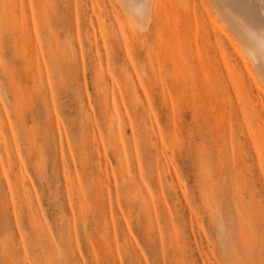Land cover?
I'll list each match as a JSON object with an SVG mask.
<instances>
[{
	"label": "rangeland",
	"instance_id": "374dc122",
	"mask_svg": "<svg viewBox=\"0 0 264 264\" xmlns=\"http://www.w3.org/2000/svg\"><path fill=\"white\" fill-rule=\"evenodd\" d=\"M210 5L0 0V264H264V85Z\"/></svg>",
	"mask_w": 264,
	"mask_h": 264
},
{
	"label": "bare ground",
	"instance_id": "6f19581e",
	"mask_svg": "<svg viewBox=\"0 0 264 264\" xmlns=\"http://www.w3.org/2000/svg\"><path fill=\"white\" fill-rule=\"evenodd\" d=\"M116 1L136 30L145 32L149 28L156 0ZM207 1L218 18L217 30L223 34L254 84L264 85L261 80L264 73V0ZM149 4L153 6L150 14Z\"/></svg>",
	"mask_w": 264,
	"mask_h": 264
},
{
	"label": "snow or ice",
	"instance_id": "6c2138e0",
	"mask_svg": "<svg viewBox=\"0 0 264 264\" xmlns=\"http://www.w3.org/2000/svg\"><path fill=\"white\" fill-rule=\"evenodd\" d=\"M152 7H153V6H152L151 4L148 5V8H149V14H150V12H151V8H152ZM261 80H262V82H264V73L261 74ZM75 264H79V262L77 261V262H75Z\"/></svg>",
	"mask_w": 264,
	"mask_h": 264
}]
</instances>
